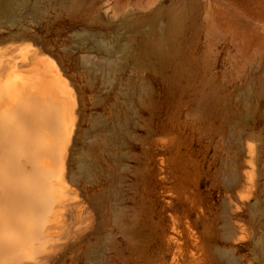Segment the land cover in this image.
<instances>
[{
    "label": "rangeland",
    "instance_id": "rangeland-1",
    "mask_svg": "<svg viewBox=\"0 0 264 264\" xmlns=\"http://www.w3.org/2000/svg\"><path fill=\"white\" fill-rule=\"evenodd\" d=\"M64 5L77 10L76 24L51 34L48 53L61 75V99L82 104L84 160L89 167L100 161L103 191L117 211L143 207L152 221L132 258L121 239L113 240V264H148L193 191L208 211L206 221L192 215L200 231L227 194L251 197L240 219L250 242L240 254H248L245 264H261L255 255L264 250V0ZM124 254L125 262L118 259Z\"/></svg>",
    "mask_w": 264,
    "mask_h": 264
},
{
    "label": "bare ground",
    "instance_id": "bare-ground-1",
    "mask_svg": "<svg viewBox=\"0 0 264 264\" xmlns=\"http://www.w3.org/2000/svg\"><path fill=\"white\" fill-rule=\"evenodd\" d=\"M64 2L0 0V264H113L114 239L130 258L148 239L143 207L117 211L103 191L100 161L84 160L81 102L61 99L48 52L51 34L76 24L77 10ZM190 197L148 264H245L249 237L240 219L251 197L227 194L203 231L192 215L206 221L207 208L196 191ZM256 254L264 264V250Z\"/></svg>",
    "mask_w": 264,
    "mask_h": 264
}]
</instances>
